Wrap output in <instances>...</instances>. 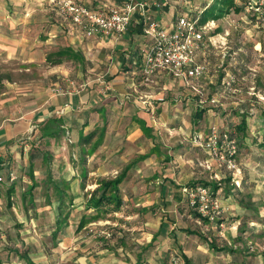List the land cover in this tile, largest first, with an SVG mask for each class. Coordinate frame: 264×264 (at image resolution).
I'll use <instances>...</instances> for the list:
<instances>
[{
    "label": "crops",
    "instance_id": "1",
    "mask_svg": "<svg viewBox=\"0 0 264 264\" xmlns=\"http://www.w3.org/2000/svg\"><path fill=\"white\" fill-rule=\"evenodd\" d=\"M59 1L0 0V175L17 173L11 184L0 181V253L9 251L6 261L0 255L2 264H168V252L176 250H182L189 262L191 258L195 264H211L205 257L209 250L228 248L205 238L203 227L210 221L213 232L226 212L240 219L248 207L236 196L248 184L246 171L240 185L229 181L234 187L227 195L222 187L217 190L227 208L217 221L193 212L184 199L186 185L212 186L223 171L222 163L208 161L206 150L194 141L198 134L208 133L213 120L205 105L209 98L217 100L210 92L213 79L204 82L163 70L147 80L142 72L143 53L152 44L145 23L155 20L172 27L178 15L192 14L193 4L186 7V0L180 12L178 0H133L143 4L145 16L135 11L125 33L88 37L79 27L69 26L58 10ZM76 1L108 9L129 0ZM191 16L201 19V10ZM206 48L198 59L209 54ZM171 93L177 102L169 106ZM222 114L221 119L229 116ZM54 117L63 120V130L67 128L65 137L55 136L53 129L44 137L45 144L57 142L47 148L56 152L59 174L52 181L58 188L39 206L38 196L31 194L34 189L18 192V171L28 161L33 164L35 151H28V142L46 127L57 129L50 122ZM94 130L96 139L85 143L82 134ZM247 137L239 153L246 166ZM85 157L89 165L81 160ZM122 172V210L80 227L82 219L97 213L86 208L90 191L101 178ZM87 173L91 175L85 178ZM233 202L242 210L236 212ZM242 221L247 223L246 217ZM217 232L213 235L223 234Z\"/></svg>",
    "mask_w": 264,
    "mask_h": 264
},
{
    "label": "rangeland",
    "instance_id": "2",
    "mask_svg": "<svg viewBox=\"0 0 264 264\" xmlns=\"http://www.w3.org/2000/svg\"><path fill=\"white\" fill-rule=\"evenodd\" d=\"M185 1L186 0H178V2H176L180 12L183 11ZM187 1L188 5H186V7L190 8V4L194 6V8L191 6L193 8L191 15H195L199 9H203L208 2H213V0ZM235 1L242 5L239 11L231 10L220 18H208L207 21L203 22L205 24L209 23L205 28L204 36L206 38L205 46H207L206 49L209 54L198 60L208 65V72L201 77L191 79H201V81L204 82L208 81V77L213 79V82L210 83V92L215 94L217 100L214 102L209 98L208 103L205 104L206 107L211 109L210 121L213 119L209 122V125L217 123L221 130L228 128H234L236 130L237 123H240L242 119L246 121L245 134L248 136L247 148H249V165L246 166L243 164L240 155L237 157L240 163L241 173L246 171L244 175L245 177L247 176L246 179H248V184L243 192H241V196L237 194L236 196L238 199L242 197L243 200H239H241L243 204L248 205V207H246L245 210L243 209L244 214H242V218L240 219H238L240 217L238 216L239 214L231 215V213L228 214L229 212L225 213L226 220L224 218L223 220L225 222H222V228L224 229L221 228L219 223V228L215 227L216 231L213 230L214 233H218L217 231L223 233L220 234V236L213 235L212 228H210V224L212 223L210 221L205 224L206 226L203 227L207 235L205 238L209 240L212 237L215 239L216 245L220 247L225 245V247L228 248L227 252L224 251L225 249L223 248L216 249V251L209 250V253L207 252V256L205 257L209 259L211 264H264V163L261 161L264 157V148H261L259 144L261 136L264 135V0ZM58 10L60 11V9ZM54 19L55 17L53 16V20ZM66 21L70 23V27L74 26L69 19H66ZM199 56H201V54ZM204 58H206L205 61ZM228 74L233 75L235 78L234 91L228 90L223 86V78ZM153 75L145 77L147 80L156 79ZM134 78L136 79V77ZM171 78L170 76L163 77L161 80L166 81ZM171 90L173 89H170V92H172ZM174 97V93L169 94V106L177 102L173 100ZM157 102H159V100ZM180 103L182 104L181 101ZM168 111H172V109L170 108ZM221 111L229 113L228 118H225L226 120L223 118V120L221 119L222 116L225 117V114H222ZM219 114L220 117L219 120H217ZM98 123L99 125L97 127L100 128L101 123ZM62 131H64V133H62ZM62 131L59 136L63 134L62 136L65 137L67 128H64ZM238 135L241 136L240 133H238ZM93 138L91 144L93 140L96 139L95 137ZM45 141L47 140L39 134L28 142V146H26V148L29 149L28 151H30V153L35 151L33 164L31 166L29 161L25 160L28 162L24 164V168H20L21 170L19 169L18 175H22L18 178L19 181L16 183L19 187L18 192L20 194L25 193L29 188L31 192L34 189V193L31 194L38 196L36 198V204L39 206L45 205L47 200L51 199L50 193L53 194L58 188L55 182L52 181V179L56 178L55 175L59 174L57 169L59 166L55 162L54 155L56 152L50 149L48 150L47 148L50 146L52 147L53 144L55 145L57 142H54L55 140L52 139L49 140L48 144H45ZM70 143L71 142H69V144ZM121 143H123V141H121ZM121 143L118 142L117 146H120ZM69 146L68 148L71 147ZM244 147L246 148V146ZM43 154H45L44 159ZM206 154L207 158L210 157L208 161H219L217 158L211 157L208 153ZM71 157L74 158L72 154ZM203 158H205V156ZM81 160L83 162L86 161L89 165L87 157ZM258 162L259 164H257ZM53 163L54 165H52ZM224 168L225 165L222 163L221 169L223 171L218 174L219 177L215 178L213 183L218 184L219 188L222 187L223 195L224 193L227 195L228 190L234 186L229 182L232 180V174L231 178H228L229 173ZM90 175L91 174L87 173L85 178H88ZM23 177L29 178L32 183L27 184L22 180ZM252 182L254 183L253 189H250V186H252L250 183ZM30 185L32 187H30ZM64 186L67 187L66 185ZM235 191L236 189L233 190L232 193L235 194ZM249 191H253L252 194H250L252 197L248 194ZM219 193V195H222L221 192ZM46 194L49 198L47 197V199H44ZM20 196L21 195L18 197V202L21 205ZM236 196L233 198L234 201ZM237 202H233L234 209L236 208ZM66 204L70 205L68 202H66ZM239 210L242 209L236 208V212ZM193 212L195 211L193 210ZM245 217L247 223H240ZM193 226H196L194 222ZM196 229L202 231L199 226ZM229 230L231 231L229 232ZM229 245L233 247L232 250H229L231 249ZM176 251L183 255L187 264H195L194 261L191 262V258L189 262L182 250ZM8 252L3 250L0 253L4 261H6V259L8 260V258H6L7 256H5L8 255ZM170 254L171 251L168 252L167 263L169 262ZM20 262L24 264L23 261Z\"/></svg>",
    "mask_w": 264,
    "mask_h": 264
},
{
    "label": "built area",
    "instance_id": "3",
    "mask_svg": "<svg viewBox=\"0 0 264 264\" xmlns=\"http://www.w3.org/2000/svg\"><path fill=\"white\" fill-rule=\"evenodd\" d=\"M62 17L82 29L85 36L96 34H122L131 24L132 14L139 10L145 16L141 2L133 0L124 4H117L108 9H97L76 0H61L58 3ZM209 23H203L199 16L183 13L178 15L172 27L160 25L155 20L145 23L144 31L153 39L152 44L143 53L142 72L150 76L158 71L170 70L176 74L187 75L190 78L201 77L208 72V65L198 60L199 51L205 45V28ZM235 78L228 74L223 78V86L228 90H235ZM236 130L228 128L221 130L217 123L209 126L206 134H198L195 138L197 146L206 150L217 158L232 174L233 183L240 185L242 173L238 161L239 148ZM17 173L10 170L8 175H0V181L12 183ZM184 199L189 208L200 215L217 221L225 211L222 197L218 191L203 183L186 185ZM221 225L223 223H220ZM168 264H187L185 258L178 251L170 254Z\"/></svg>",
    "mask_w": 264,
    "mask_h": 264
},
{
    "label": "trees",
    "instance_id": "4",
    "mask_svg": "<svg viewBox=\"0 0 264 264\" xmlns=\"http://www.w3.org/2000/svg\"><path fill=\"white\" fill-rule=\"evenodd\" d=\"M239 3L235 0H213V2H208L205 4L203 9H201V20L203 22L207 21L208 18H220L226 13L230 12L231 10L239 11L241 9ZM50 122L54 125L57 129L46 127L42 131L41 137L47 136V134L51 133L53 129L55 131V136H58L60 131L63 130L61 124H63V120L59 117H54L50 119ZM235 127V126H234ZM238 131V132H237ZM246 131V121L242 119L240 123H237L236 126V133L234 134L237 139V144L239 148V153L241 149V145L244 144L245 134ZM49 132V133H48ZM240 133L241 136L238 135ZM95 135V130L91 131L87 134H82V139L85 143H89L92 137ZM258 139V136H257ZM100 143L97 141L96 144ZM260 146L264 148V135L261 136ZM32 166V163H31ZM125 176V172L118 174L112 178H101L99 180V185L90 191V195L86 200V208H94L97 210L95 216L88 217L87 219H82L80 222V227H82L86 222L89 220L97 219L102 216V214H107L110 212H118L122 210L123 205V195L121 192L120 184L123 181ZM208 185V183H203ZM211 188L213 191H217L219 189L218 184L211 183ZM0 264H2V259L0 258Z\"/></svg>",
    "mask_w": 264,
    "mask_h": 264
}]
</instances>
